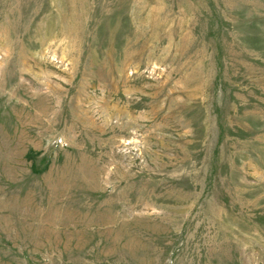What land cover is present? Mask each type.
Returning a JSON list of instances; mask_svg holds the SVG:
<instances>
[{
    "label": "rangeland",
    "instance_id": "374dc122",
    "mask_svg": "<svg viewBox=\"0 0 264 264\" xmlns=\"http://www.w3.org/2000/svg\"><path fill=\"white\" fill-rule=\"evenodd\" d=\"M0 264H264V0H0Z\"/></svg>",
    "mask_w": 264,
    "mask_h": 264
}]
</instances>
